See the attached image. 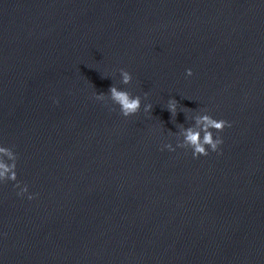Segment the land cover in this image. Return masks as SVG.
Returning a JSON list of instances; mask_svg holds the SVG:
<instances>
[{"label": "water", "instance_id": "water-1", "mask_svg": "<svg viewBox=\"0 0 264 264\" xmlns=\"http://www.w3.org/2000/svg\"><path fill=\"white\" fill-rule=\"evenodd\" d=\"M0 142L35 193L0 184V264H264V0H0Z\"/></svg>", "mask_w": 264, "mask_h": 264}, {"label": "clouds", "instance_id": "clouds-1", "mask_svg": "<svg viewBox=\"0 0 264 264\" xmlns=\"http://www.w3.org/2000/svg\"><path fill=\"white\" fill-rule=\"evenodd\" d=\"M186 75L191 76L192 70L186 69ZM120 83L127 85L132 80V75L124 69H120ZM108 98L114 105L119 106V111L124 117L134 115L141 109V97L139 95H133L126 89L117 87L112 84L107 93ZM98 100L105 98L104 93L96 94ZM167 109L171 113L172 117L177 112V101L170 98L167 102ZM152 109L151 104H144L143 110L149 112ZM193 123L188 127H184L182 124H178V131L174 134L178 137L175 147L191 150V155L196 158L199 156H207L209 152H217L219 146L223 143V140L219 133L223 131L225 127H231V122L225 119H218L210 115L207 111H202L194 114L191 117ZM163 148L169 151H174L175 148L171 143H166ZM17 153L13 151L11 147L6 146L3 142H0V184L6 181H13L14 188H17V195L27 194L29 200L33 199L35 193L28 191L27 184H21L17 180L16 172Z\"/></svg>", "mask_w": 264, "mask_h": 264}]
</instances>
